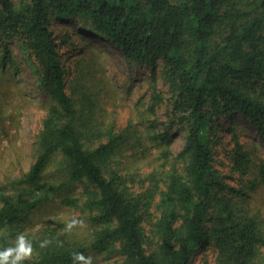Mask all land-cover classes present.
Listing matches in <instances>:
<instances>
[{
	"label": "trees",
	"instance_id": "16d2710c",
	"mask_svg": "<svg viewBox=\"0 0 264 264\" xmlns=\"http://www.w3.org/2000/svg\"><path fill=\"white\" fill-rule=\"evenodd\" d=\"M63 20L146 68V110L168 103L163 130L118 125L96 111L98 93L88 87L67 92L62 56L76 36H55ZM0 41H15L36 64L51 102L33 162L0 185V250L22 233L33 246L22 264H73L74 252L110 264H188L202 245L214 248L213 264H264V220L245 211L242 192L213 164L227 116L239 114L264 137V0H0ZM177 130L184 143L172 156ZM232 139L233 170L264 185V162ZM149 141L162 146L161 170L139 172L121 160L144 155ZM56 158L66 178L47 180ZM70 184L81 192L60 202L86 213L89 236L30 228L29 215Z\"/></svg>",
	"mask_w": 264,
	"mask_h": 264
},
{
	"label": "rangeland",
	"instance_id": "374dc122",
	"mask_svg": "<svg viewBox=\"0 0 264 264\" xmlns=\"http://www.w3.org/2000/svg\"><path fill=\"white\" fill-rule=\"evenodd\" d=\"M57 24L60 28L54 31L56 37L66 33L76 36L71 38L72 43L62 56L68 93L74 96V92L77 94L85 87L92 89L98 93L93 97L96 111L108 114L110 119L120 126L131 122L141 130L151 124L160 130L165 128L161 123L166 120L167 101L156 107L155 114L146 110L150 102L147 89L150 75L146 68L127 60L122 51L109 43L92 42V34L76 22L63 20L57 21ZM5 48H9L10 52H5ZM50 104L40 89L36 64L28 59V55L15 41H0V185L25 172L33 162L36 156L37 133ZM154 115L156 120L151 122ZM141 117L143 122L140 121ZM223 125L224 130L220 132V138L214 146L213 164L228 183L242 192L236 195L245 211L264 220V185L257 184L252 187L249 180L253 175H243L233 170L232 136L237 134L244 148L252 150L253 160L256 162L258 159L264 162V137L237 113L227 116ZM171 130L168 128V132ZM175 134L173 143L169 145L172 156L182 148L185 132L177 130ZM145 144H150L151 147H148L149 150L144 155L137 156L134 161V158L128 157H121V160L128 165L134 164L130 167L139 172H147L154 167L161 170L158 148L162 146L152 141ZM128 152L129 149L123 154ZM57 159L51 160L44 171L47 180L66 178L64 173L58 170L55 161ZM168 168L169 164L166 166V169ZM81 190L76 184L64 188L53 200L29 215V227L35 229L53 225L76 240L86 239L91 230L86 213L80 208L65 206L60 202L62 197L77 195ZM73 218L79 223L69 231L67 224ZM214 260V248L211 245H202L192 255L188 264H213ZM109 261L97 259L93 264L112 263Z\"/></svg>",
	"mask_w": 264,
	"mask_h": 264
},
{
	"label": "clouds",
	"instance_id": "9594fccd",
	"mask_svg": "<svg viewBox=\"0 0 264 264\" xmlns=\"http://www.w3.org/2000/svg\"><path fill=\"white\" fill-rule=\"evenodd\" d=\"M79 223L78 220L73 218L68 224L67 229L72 230ZM49 241L41 242V247H46ZM33 253V246L30 240L24 234L16 236L13 246H9L0 250V264H22L25 260H30ZM73 264H93L91 256H85L83 253H72Z\"/></svg>",
	"mask_w": 264,
	"mask_h": 264
},
{
	"label": "bare ground",
	"instance_id": "6f19581e",
	"mask_svg": "<svg viewBox=\"0 0 264 264\" xmlns=\"http://www.w3.org/2000/svg\"><path fill=\"white\" fill-rule=\"evenodd\" d=\"M91 37H92V40H91L92 42H105V43H108L106 40H104L103 38H101L99 36L92 35Z\"/></svg>",
	"mask_w": 264,
	"mask_h": 264
}]
</instances>
